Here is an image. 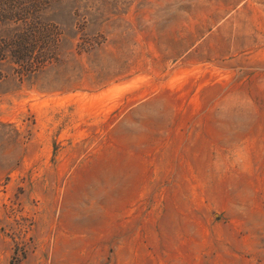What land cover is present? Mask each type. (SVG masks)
I'll use <instances>...</instances> for the list:
<instances>
[{"label": "rangeland", "instance_id": "374dc122", "mask_svg": "<svg viewBox=\"0 0 264 264\" xmlns=\"http://www.w3.org/2000/svg\"><path fill=\"white\" fill-rule=\"evenodd\" d=\"M38 16L55 59L0 63V264H264V0Z\"/></svg>", "mask_w": 264, "mask_h": 264}, {"label": "trees", "instance_id": "16d2710c", "mask_svg": "<svg viewBox=\"0 0 264 264\" xmlns=\"http://www.w3.org/2000/svg\"><path fill=\"white\" fill-rule=\"evenodd\" d=\"M41 4L42 0H0V26L13 27L10 35L0 37V63L13 64L20 76L34 73L55 59L57 32L55 26L39 18Z\"/></svg>", "mask_w": 264, "mask_h": 264}]
</instances>
